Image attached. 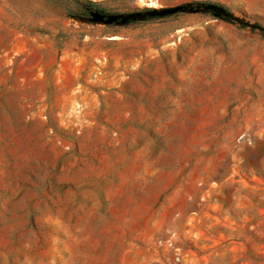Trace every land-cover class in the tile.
<instances>
[{
	"label": "rangeland",
	"instance_id": "1",
	"mask_svg": "<svg viewBox=\"0 0 264 264\" xmlns=\"http://www.w3.org/2000/svg\"><path fill=\"white\" fill-rule=\"evenodd\" d=\"M92 1L258 26L0 0V264H264V0Z\"/></svg>",
	"mask_w": 264,
	"mask_h": 264
},
{
	"label": "water",
	"instance_id": "2",
	"mask_svg": "<svg viewBox=\"0 0 264 264\" xmlns=\"http://www.w3.org/2000/svg\"><path fill=\"white\" fill-rule=\"evenodd\" d=\"M212 10L214 15L216 16H231L232 13L224 6L214 4V3H208L203 4L199 3L197 5L189 4H178L168 7H162V8H153L150 10H147L145 13L143 11H136L129 14H105L100 11H94L92 12V16H82L79 15L78 19L82 21H95V22H103V23H112L116 19H120L119 23H125L128 21V19H136V18H144L145 14H148L150 16H167L174 14L178 11H186V12H195L198 10Z\"/></svg>",
	"mask_w": 264,
	"mask_h": 264
},
{
	"label": "trees",
	"instance_id": "3",
	"mask_svg": "<svg viewBox=\"0 0 264 264\" xmlns=\"http://www.w3.org/2000/svg\"><path fill=\"white\" fill-rule=\"evenodd\" d=\"M82 1H84V4L86 5V7L87 6H91V8H94V7L97 8L95 2L92 1V0H82ZM199 3H203V2H198V4ZM203 4H208V3H203ZM200 10H202V9H200ZM218 17H221V18H223V19H225L227 21L240 20L242 23H244L246 25L258 26L256 24H250L249 22L241 20V19H239V18H237L236 16H233V15H231V16H218Z\"/></svg>",
	"mask_w": 264,
	"mask_h": 264
},
{
	"label": "flooded vegetation",
	"instance_id": "4",
	"mask_svg": "<svg viewBox=\"0 0 264 264\" xmlns=\"http://www.w3.org/2000/svg\"><path fill=\"white\" fill-rule=\"evenodd\" d=\"M87 9H88V12H87V14L85 15V16H92V12H94V11H100V12H102L101 10H99L98 8H91V6H87L86 7ZM147 10H145V11H143L144 13L146 12ZM102 13H104V12H102ZM105 14H107V13H105ZM148 16H150V15H148V14H145V16L144 17H148ZM120 19L121 18H119V19H116V20H114L113 22H118L119 23V21H120ZM129 20V19H128ZM112 22V23H113Z\"/></svg>",
	"mask_w": 264,
	"mask_h": 264
},
{
	"label": "bare ground",
	"instance_id": "5",
	"mask_svg": "<svg viewBox=\"0 0 264 264\" xmlns=\"http://www.w3.org/2000/svg\"><path fill=\"white\" fill-rule=\"evenodd\" d=\"M153 3V2H152Z\"/></svg>",
	"mask_w": 264,
	"mask_h": 264
}]
</instances>
